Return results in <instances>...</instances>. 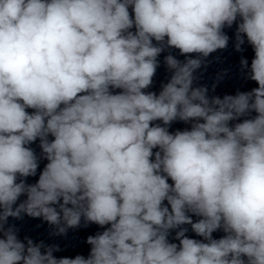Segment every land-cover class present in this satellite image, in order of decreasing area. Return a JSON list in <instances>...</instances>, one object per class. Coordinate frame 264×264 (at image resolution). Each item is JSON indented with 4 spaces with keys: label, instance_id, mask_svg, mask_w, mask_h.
I'll use <instances>...</instances> for the list:
<instances>
[{
    "label": "clouds",
    "instance_id": "obj_1",
    "mask_svg": "<svg viewBox=\"0 0 264 264\" xmlns=\"http://www.w3.org/2000/svg\"><path fill=\"white\" fill-rule=\"evenodd\" d=\"M238 18L258 87L210 98L194 73ZM165 48L186 58L167 55L170 80L146 92ZM38 138L48 163L27 184ZM23 214L56 235L110 227L87 258L57 259L6 227ZM0 264H264V0H0Z\"/></svg>",
    "mask_w": 264,
    "mask_h": 264
}]
</instances>
